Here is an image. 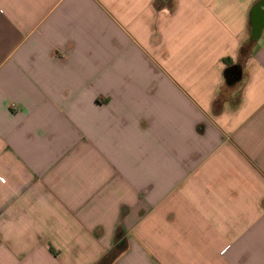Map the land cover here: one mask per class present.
Returning a JSON list of instances; mask_svg holds the SVG:
<instances>
[{"label":"crops","instance_id":"1","mask_svg":"<svg viewBox=\"0 0 264 264\" xmlns=\"http://www.w3.org/2000/svg\"><path fill=\"white\" fill-rule=\"evenodd\" d=\"M21 217L0 264H264V0H0Z\"/></svg>","mask_w":264,"mask_h":264},{"label":"clouds","instance_id":"2","mask_svg":"<svg viewBox=\"0 0 264 264\" xmlns=\"http://www.w3.org/2000/svg\"><path fill=\"white\" fill-rule=\"evenodd\" d=\"M164 9L162 13L167 12ZM29 229V224L26 218L21 217L18 221L6 220L0 223V236H3L5 240H10L13 242H18L23 239L24 235Z\"/></svg>","mask_w":264,"mask_h":264},{"label":"flooded vegetation","instance_id":"3","mask_svg":"<svg viewBox=\"0 0 264 264\" xmlns=\"http://www.w3.org/2000/svg\"><path fill=\"white\" fill-rule=\"evenodd\" d=\"M239 72V68H236V69H231L230 72H229V80H231L232 82L236 80V75L237 73Z\"/></svg>","mask_w":264,"mask_h":264},{"label":"water","instance_id":"4","mask_svg":"<svg viewBox=\"0 0 264 264\" xmlns=\"http://www.w3.org/2000/svg\"><path fill=\"white\" fill-rule=\"evenodd\" d=\"M232 68H230L229 70H227L226 71V74H227V81H228V83H231L232 81L231 80H229L228 78V76H229V72H230V70H231ZM233 69H236V67H233ZM237 77H236V80H238L240 77H241V71H239L238 73H237V75H236Z\"/></svg>","mask_w":264,"mask_h":264}]
</instances>
